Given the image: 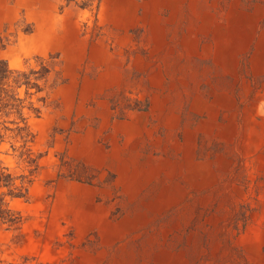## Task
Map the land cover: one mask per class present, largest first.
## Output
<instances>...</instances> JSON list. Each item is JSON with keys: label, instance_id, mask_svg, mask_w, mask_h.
Masks as SVG:
<instances>
[{"label": "rangeland", "instance_id": "obj_1", "mask_svg": "<svg viewBox=\"0 0 264 264\" xmlns=\"http://www.w3.org/2000/svg\"><path fill=\"white\" fill-rule=\"evenodd\" d=\"M37 56L61 80L0 264H264V0H0V59Z\"/></svg>", "mask_w": 264, "mask_h": 264}, {"label": "trees", "instance_id": "obj_2", "mask_svg": "<svg viewBox=\"0 0 264 264\" xmlns=\"http://www.w3.org/2000/svg\"><path fill=\"white\" fill-rule=\"evenodd\" d=\"M67 1L81 8L98 7L101 3V0ZM57 59L58 56H50L49 59L37 56L35 66L27 62L23 68H13L7 60L0 59V143L9 141L14 156L29 171L15 176L7 168L0 167V180L11 197H26L33 181L31 176L40 168L42 154H35L32 148L36 133L30 119L40 116L51 91L60 83ZM7 194L0 195V221L9 229H17L22 224V216L9 207L5 200Z\"/></svg>", "mask_w": 264, "mask_h": 264}]
</instances>
